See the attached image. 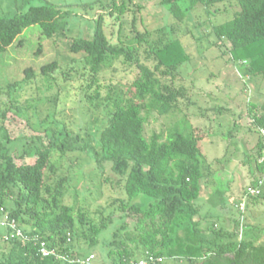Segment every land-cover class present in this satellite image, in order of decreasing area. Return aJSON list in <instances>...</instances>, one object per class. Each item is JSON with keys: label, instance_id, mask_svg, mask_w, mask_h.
<instances>
[{"label": "trees", "instance_id": "trees-1", "mask_svg": "<svg viewBox=\"0 0 264 264\" xmlns=\"http://www.w3.org/2000/svg\"><path fill=\"white\" fill-rule=\"evenodd\" d=\"M225 1L159 3L175 22L182 23L197 5L210 14ZM235 3L238 10L233 18L211 27L212 45L240 77L264 78V0ZM142 8L131 0H111L96 19L91 38L66 37L71 58L65 64L51 60L36 69L26 67L18 79L0 84V99H7V103L0 100V221L7 222L0 226V264H128L147 257L163 259L156 264H264V241L246 228L244 213L235 215L234 206L243 192L223 215L222 225L216 219L207 223L212 216L202 214L195 203L203 180L213 173L211 165L206 168L201 160L199 142L203 136L190 126L180 129L179 120L166 137L162 133L144 136V125L152 114H177L191 101L183 86H175L190 57L174 37V26L157 29L160 36L150 41L151 33L140 32L135 26ZM129 13V31L122 36ZM71 14L67 7L44 4L0 17V54L31 26L39 28L40 42L54 38L65 31ZM105 16L111 19L107 27ZM113 27L117 28L116 42L110 39ZM42 50L41 45L37 52ZM77 61L87 73L82 75L80 90L88 113L89 108L101 107L106 112L95 138L86 127L75 132L57 121L56 111L31 123L37 102L18 100L24 86L41 80L49 88L53 73L65 65L73 70L71 65ZM116 63L134 67V79L128 85H108L101 92L99 75ZM8 112L23 117L26 129L40 135L11 139L4 126ZM247 113L257 140L254 154H245L242 163L252 164L250 172L256 173L250 186L257 187L262 179L260 194L250 198L256 202L264 197V165L258 163L264 149L258 132L264 128V102L260 106L248 103ZM83 152L92 155L103 183L115 184L124 195L94 213L78 207L76 195L71 204L64 201L70 186L69 177L60 175L63 164L72 161V154ZM226 205L219 202L222 209ZM110 207L114 208L106 214ZM11 222L22 236L15 235ZM112 225L111 237L102 241L101 233ZM41 242L54 255L42 257ZM90 256L89 263H84Z\"/></svg>", "mask_w": 264, "mask_h": 264}, {"label": "rangeland", "instance_id": "rangeland-1", "mask_svg": "<svg viewBox=\"0 0 264 264\" xmlns=\"http://www.w3.org/2000/svg\"><path fill=\"white\" fill-rule=\"evenodd\" d=\"M110 1L0 0V17H10L16 12H24L29 7L44 4L67 7L73 11L66 19L65 31L50 40L42 42L38 40L40 32L37 26L24 29L12 45L0 54V84L18 79L22 69L26 67L36 69L51 60L65 64L71 58L66 52V37L91 38L96 19L99 14L105 12ZM131 1L143 6L136 14L135 26L138 31L148 30L151 33L149 40L153 41L160 36L156 32L157 29H166L173 25L174 37L179 40L190 57V62L181 68L175 86L181 85L186 89L191 104L188 107L182 105L181 112L177 114L170 113L162 117L152 114L144 125V136L148 138L152 133H162L166 137L167 130L173 128L174 122L178 120L181 121L177 124L180 129L190 126L203 136L199 142L201 160L204 161L206 168L207 164L211 165L209 171L213 170V173L203 180L201 195L195 203L202 214L208 213L212 216L207 223L216 219L222 225L223 215L227 214L232 203L240 198L256 175L250 172L254 170L252 164L242 163L245 154H254L257 140L256 133L250 126L247 104L254 103L260 106L264 102V78L240 77L237 69L226 62V56H222L217 47L212 45L214 37L210 32L211 27L233 18V14L238 10L235 0H227L216 5L214 8L216 12L211 9L210 14H207L202 6L197 5L182 23L175 22L166 7L160 5V0ZM125 20L122 36L128 34L131 13ZM110 24L111 19L105 16L104 27ZM110 39L112 42L117 41L116 27H113ZM41 45L45 50L37 52ZM71 67L73 70H69L70 65H65L53 73L49 88L41 80L24 86L19 92V103L25 100L37 102V114L35 117L31 114L29 119L31 123L42 120L47 114L56 111L57 121L63 122L75 132L86 127L95 138L97 129L106 120V112L101 107L97 110L89 108L88 113L89 106L83 101L80 90L82 75L87 76L86 70L79 61L73 63ZM67 71L69 74L65 73ZM135 74L134 67L116 63L99 75L101 92H105L108 85L130 84ZM54 98L56 100L53 103ZM0 100L7 103L6 98ZM25 122L23 117L7 113L4 126L11 139L24 135L27 137L40 135L32 129H26ZM71 159V162L63 164L60 173L69 177L70 188L64 196L67 204H71L76 195L78 207L94 213L96 209L105 207L114 199L124 198L115 184L103 183L102 177L94 169L91 154L75 153ZM216 160L220 163H215ZM74 189L77 191L76 194ZM261 189L264 194V184ZM222 200L227 204L224 209L219 206ZM114 207L108 208L106 214ZM238 214L236 211L235 215ZM244 215L246 228L251 229L261 241H264V197L256 202L247 199ZM112 228L113 225L101 233L102 241L111 237ZM97 251L100 252L98 248L96 257L99 260ZM162 264L179 263L164 261Z\"/></svg>", "mask_w": 264, "mask_h": 264}, {"label": "built area", "instance_id": "built-area-1", "mask_svg": "<svg viewBox=\"0 0 264 264\" xmlns=\"http://www.w3.org/2000/svg\"><path fill=\"white\" fill-rule=\"evenodd\" d=\"M259 132V136L262 139V143L264 145V128H260L258 129ZM258 163L263 164L264 165V149L262 152V156L259 158ZM262 185V179L260 178L258 180V185L257 187H252L250 185H248L245 190L243 191V196L240 198L239 203L235 206V208L237 209L239 214H243L245 211V207H246V201L248 198L251 197H255L257 195L260 194V186ZM242 219V216L240 217ZM7 224L6 219H4L3 221H0V226L4 227ZM10 227L11 229L15 232V235L20 237L22 236V233L19 229H17L15 227L14 222L10 223ZM39 253L40 255H42L43 257L49 256V255H54L53 251L48 250L45 247V244L43 242L40 243L39 246ZM91 256L89 258H87L86 260H84V263H89V260H91ZM61 259H64V257H62ZM163 261L162 258H152V257H147L146 259H139L137 261L134 262H129L128 264H156V263H161Z\"/></svg>", "mask_w": 264, "mask_h": 264}, {"label": "clouds", "instance_id": "clouds-1", "mask_svg": "<svg viewBox=\"0 0 264 264\" xmlns=\"http://www.w3.org/2000/svg\"><path fill=\"white\" fill-rule=\"evenodd\" d=\"M40 254V253H39ZM42 256V255H41ZM43 257V256H42ZM47 257V256H46Z\"/></svg>", "mask_w": 264, "mask_h": 264}]
</instances>
